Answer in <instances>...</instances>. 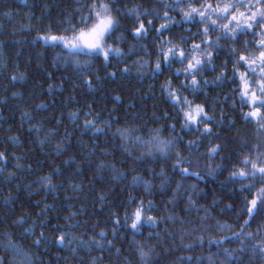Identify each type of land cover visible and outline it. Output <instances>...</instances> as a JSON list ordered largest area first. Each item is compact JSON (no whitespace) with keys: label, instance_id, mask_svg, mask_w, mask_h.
<instances>
[{"label":"trees","instance_id":"obj_1","mask_svg":"<svg viewBox=\"0 0 264 264\" xmlns=\"http://www.w3.org/2000/svg\"><path fill=\"white\" fill-rule=\"evenodd\" d=\"M125 2L128 7L141 5V12L159 9L163 15L160 0ZM77 6L76 0H0V152L6 157L0 161V256L11 258L3 248L7 233L32 254L35 264H143L137 242L146 251L151 249L150 264H264V256L251 247L264 241V214L244 227L245 232L256 234L255 240H244L242 245L233 234L240 232L247 216L239 213L243 207L241 185L230 180V174L242 144L256 142V125L241 116V111L249 109H241L238 94L232 91L236 85L230 79L231 63L226 73L229 79L219 85L210 83L195 98L214 118L212 134L200 135L204 125L199 131L182 129L183 119L162 94L161 85L171 79L179 86L183 77L167 70L153 75L152 69L160 39L177 43L180 37L195 33L198 26L177 24L157 38L148 20L152 19L155 28L164 21L142 17L149 31L136 39L133 30L139 22L135 17H125L117 33H123L125 40L116 46L126 55L110 57L108 62L99 57L89 66L77 67L71 60L65 63L58 58L59 47L38 39L49 27H60V21ZM170 15L181 20L176 11ZM249 39L240 37L241 41ZM199 40L196 37L184 47ZM221 44L223 50L213 59L215 71L206 68L203 73V79L210 82L229 60L227 49L232 42L222 40ZM144 61L150 63L141 67ZM184 94L193 99L189 92ZM41 104L46 107L38 108ZM89 112L91 117L85 116ZM71 113L78 115L74 119ZM85 119H96L99 127H103L102 121L111 120L113 127L105 129L109 132L106 137L85 130ZM116 127H134L133 135L145 140L151 135L149 129L155 128L161 129L165 139L181 138L175 151L196 162L198 166L194 164L191 171L200 172L203 179L191 175L182 179L179 169L173 168L175 151L168 159L146 156L133 163L121 141L111 137ZM188 141H196L199 147L188 148ZM217 144L224 150L209 160L208 150ZM127 146L132 156L141 155V145L129 142ZM105 150L110 154H103ZM101 161L114 164L116 172L98 170ZM209 165L215 169L211 174ZM134 176L147 184H133ZM41 177L46 181L50 178L54 187L46 181L42 184ZM140 200L147 215L156 217L158 223L145 222L133 237L124 216ZM149 202L151 211H147ZM114 213L121 221L119 225L114 223ZM21 218L25 222L17 223ZM218 224L230 225L232 231H222ZM29 228L32 232L26 231ZM61 233L67 234L63 244L58 240ZM201 236L203 242L198 239ZM224 236L229 239L214 242ZM33 238L40 239L41 244L35 245ZM97 241L103 247H97Z\"/></svg>","mask_w":264,"mask_h":264},{"label":"snow or ice","instance_id":"obj_2","mask_svg":"<svg viewBox=\"0 0 264 264\" xmlns=\"http://www.w3.org/2000/svg\"><path fill=\"white\" fill-rule=\"evenodd\" d=\"M160 2L164 6L162 16L159 9L154 8L152 12L145 9L141 12V5L133 4L128 7L125 0H76L78 6L64 20L60 21L61 26L55 30L49 27L47 32L39 36L38 39L50 44L53 48L59 47L60 52L57 56L65 63L71 60L77 67H82L91 65L92 61L99 57H102L104 62H108L110 57L119 58L126 55L120 47L116 46L125 40L123 33L117 35L121 30V20L125 17H135L139 22L133 30V36L136 39H142L149 31V28L145 27L142 17L151 16L158 21H164L160 23L159 28H155L152 19L148 20V25L157 33V38L163 36L165 32H171L177 24L198 26L195 33L180 37L177 43L171 39H160L152 72L153 75H156L167 70L172 71V74L177 78L183 77L179 86L175 85L171 79L162 84V94L176 113L182 117V129L199 131L200 125H204L200 135L210 136L212 134L210 124L215 122L214 118L209 116L203 104L195 102V98L210 83L219 85L223 80L229 79L226 73L229 62L231 63L232 75L230 79L231 83L236 85L232 91L238 94L241 109L244 107L249 109L247 112L241 111V116L246 122L256 125V142L242 144L240 152L236 153L237 164L233 166L230 174V180L241 185L239 191L242 194L243 207L239 213L241 216H247L240 232L233 233L243 245L244 240L256 239V234L245 232L244 227L250 226L251 221L264 214V0H224V2L215 3L213 0H173L172 4H169L168 0H160ZM172 11L178 12L181 16L180 21L170 15ZM8 14L5 13V15ZM186 31L191 33V28ZM243 36H250L251 39L241 41L240 37ZM196 37L200 38L199 43L192 42L186 49L184 45L190 40L194 41ZM222 40L232 42V46L227 49L229 60H226L221 66L223 69L221 74L210 82L203 79V73L206 68H212L215 71L213 59L215 54L223 50ZM236 45L241 46L237 47ZM142 47L144 46L142 45ZM81 57L85 59L82 61ZM149 63V61H144L141 67ZM176 64H179L180 67L176 68ZM124 71H128V69L125 68ZM197 77H201V79ZM12 79H16V77H12ZM186 91L193 96V99H189L184 94ZM37 107L43 109L46 106L41 104ZM25 115L28 114L25 113ZM70 115L75 119L78 114L71 113ZM91 115V112L85 113L87 117H91ZM101 123L103 127L97 125L96 119H85L83 127L85 130L91 129L94 133H100L107 137L109 132L105 129H112L113 122L107 120ZM175 126V124L170 125L173 129ZM34 127L39 131L37 126ZM136 130L134 127H116L115 131L111 132L113 139L118 138L121 141L133 163L143 161L146 156L153 159H156L157 156L168 159L181 139L175 136L165 139L161 136V129L155 128L149 129L151 135L145 140L142 136L133 135ZM129 142L142 146L140 156H132V149L127 146ZM187 147L198 148L199 145L196 141H188ZM57 149L59 151L60 145H57ZM223 150L220 145H213L208 150L207 158L212 160ZM103 154L110 153L105 150ZM175 158L176 162L173 164V168L179 169L182 179L189 175L203 179L200 172L191 171L194 164L198 166L196 162L184 158L178 151H175ZM4 160L6 157L4 153L0 152V161ZM229 162L231 163V160ZM120 163H127V161L121 160ZM97 169L116 172L114 164L104 161L97 165ZM209 170L210 174L215 171L210 165ZM117 175H122V173H117ZM40 180L44 184L46 178L41 177ZM142 182L147 184L142 181L141 177H133V184ZM46 183L48 186L54 187L51 185L50 178ZM176 187L179 189L180 184L178 183ZM100 199L103 200L104 197L101 196ZM130 199L135 203L134 197ZM189 200L191 202L190 197ZM45 207L47 208V206ZM151 207V202H149L147 211H151ZM113 215H116L115 225H119L121 221L118 215L115 213ZM24 222L22 218L17 221L20 224ZM145 222L155 225L158 220L154 216L147 215L144 201L140 200L130 214L125 213L124 223L133 231V237H135ZM217 226L222 231H232L230 225L218 224ZM26 231L32 232V229L29 228ZM257 231L259 232L260 229ZM115 233L114 228V236ZM66 235V233L59 235V243H64ZM99 235L106 237L105 232H100ZM40 236L43 237L42 232ZM5 238L7 243H3V248L6 253H11V258L0 256V264H35L30 252L15 243L9 234L6 233ZM198 239L203 242L202 236ZM228 239V236H224L222 240L214 242L221 244ZM33 243L40 245L41 240L33 238ZM68 243L70 244L71 240ZM209 243H213V241H209ZM108 244L112 246L111 241H108ZM96 246L103 247L99 241L96 242ZM251 247L253 251H259L264 256V241L260 242L258 246L252 244ZM137 251L143 264H150L151 249L146 251L145 246L137 242ZM225 252L227 253L228 250L225 249ZM93 264L96 262L93 261Z\"/></svg>","mask_w":264,"mask_h":264}]
</instances>
